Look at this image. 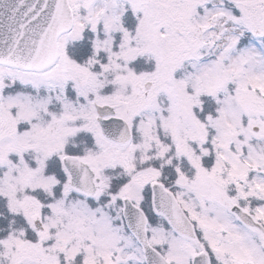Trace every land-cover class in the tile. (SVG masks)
Returning a JSON list of instances; mask_svg holds the SVG:
<instances>
[{"label": "snow or ice", "instance_id": "snow-or-ice-1", "mask_svg": "<svg viewBox=\"0 0 264 264\" xmlns=\"http://www.w3.org/2000/svg\"><path fill=\"white\" fill-rule=\"evenodd\" d=\"M0 264H264V0H0Z\"/></svg>", "mask_w": 264, "mask_h": 264}]
</instances>
